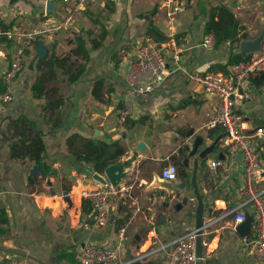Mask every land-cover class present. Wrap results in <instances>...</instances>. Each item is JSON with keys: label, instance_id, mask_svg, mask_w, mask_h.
I'll return each mask as SVG.
<instances>
[{"label": "crops", "instance_id": "0c3cea01", "mask_svg": "<svg viewBox=\"0 0 264 264\" xmlns=\"http://www.w3.org/2000/svg\"><path fill=\"white\" fill-rule=\"evenodd\" d=\"M106 1L89 4L77 16L74 25L59 32L53 41L38 38L36 43L43 40L50 51L41 57L33 46L15 82L14 100L0 104V211L5 213V219L0 218V264L13 260L22 264H78L73 256L77 244L117 246V230L124 224L127 236L119 247V260L124 262L138 254L141 262L147 264H178L169 257L166 245L184 236L195 225L197 200L192 196L189 205L177 211L174 200L167 205L164 196H156L153 190L147 189L151 180L160 175L163 166L174 162L178 166L175 180L189 184L198 158L197 180L205 196L204 220L225 210L218 207V201L226 207L231 205L234 186L242 181L239 155L228 173L216 172L211 167L214 159L230 160V154L221 146L223 129L209 125L219 99L197 88L188 79L187 72L206 70L217 62L226 63L231 53L242 54L243 43L249 44L246 56L261 51L264 48V0H181L183 8L174 21L175 33L185 47L181 66L174 69L171 65L172 72L159 87L142 93L129 87L125 70L137 42L150 38L144 35L145 30L135 34L130 29L132 24L127 22L126 5L113 0L116 10L108 13ZM220 2L227 4L241 20L248 36L237 43L227 42L207 50L201 46L206 34L205 22L211 5ZM156 6L154 21L166 33L169 18L160 0L159 6L156 3L154 8ZM67 10L66 4L59 0H0V30L15 23L31 28L45 18H59ZM141 13L145 12H140V17ZM100 22L108 28L107 38L97 49L88 43L90 60L78 81L69 83L59 69H56V77H48L46 81L48 96L55 93L64 97V103L52 119L49 109L44 107L46 94L37 95L32 87L41 65L40 58H47L53 46L57 55L66 54L59 52L66 47L65 40H68L69 51L74 37L83 28L92 29L96 34L100 32ZM17 49L15 42L0 34V94L4 88L3 69ZM98 77L105 79L102 91L107 101H99L92 94L94 80ZM249 88L251 98L238 102L236 112L249 121L253 130L259 124L264 125V81L261 84L252 81ZM19 118L31 120L34 123L31 127L43 133L45 163H52L54 173L45 174V169L37 162L13 155V144L20 140L16 130L21 131V125L16 126L14 122ZM72 133L108 142L119 140L125 147L118 157L110 158L109 164H124L125 176L120 183L129 184L131 190L127 196L111 197L110 219L105 225L95 223L91 201L85 195L98 181L89 173V166L96 168L71 152L67 138ZM198 136L202 141L192 154ZM216 141L210 151L200 155ZM141 143L144 145L140 146ZM74 148H80L77 141ZM228 222V216H223L206 230L214 232L212 238L202 235L204 250L197 264H264L256 250L242 244V236Z\"/></svg>", "mask_w": 264, "mask_h": 264}, {"label": "built area", "instance_id": "2783aa9c", "mask_svg": "<svg viewBox=\"0 0 264 264\" xmlns=\"http://www.w3.org/2000/svg\"><path fill=\"white\" fill-rule=\"evenodd\" d=\"M66 4L67 12L59 18H45L40 24L26 28L15 23L0 30V34L18 45L11 61L2 72L4 88L0 104H9L15 98V82L26 66V49L33 47L38 38L53 41L61 31L69 30L89 4L97 0H59ZM160 6L169 18L167 37L163 40L143 38L126 64L125 78L129 87L136 92H149L159 87L173 68L181 66L185 47L175 33L174 21L183 8L181 0H160ZM152 39V40H151ZM214 33H206L201 42L207 50L215 47ZM171 65H174L172 68ZM264 72V48L246 56L229 66L227 73L220 70L193 69L187 72L188 79L199 89L218 97L216 113L210 120L211 127L220 126L224 135L221 146L230 154V160L214 159L211 167L218 172L228 173L237 155L242 160V181L234 186L231 205L221 213H214L206 222L229 218V225L235 228L245 219L248 210L254 215L252 234L242 236L244 246H251L264 263V125L249 127V121L236 112V104L251 98L249 85L251 77ZM125 120L124 114L121 117ZM160 176L169 180L178 177V166L170 162L163 166ZM131 186L127 183H102L97 181L85 195L90 199L95 223L105 225L110 219V199L114 195L127 196ZM212 225L205 228V232ZM117 246H103L95 243H79L74 252L78 264H129L130 260H119V247L127 236V225L117 230ZM198 233L193 226L184 236L170 241L166 247L172 261L178 264H197L196 241ZM204 241V240H203ZM7 264H22L13 260Z\"/></svg>", "mask_w": 264, "mask_h": 264}, {"label": "trees", "instance_id": "16d2710c", "mask_svg": "<svg viewBox=\"0 0 264 264\" xmlns=\"http://www.w3.org/2000/svg\"><path fill=\"white\" fill-rule=\"evenodd\" d=\"M106 9L108 13L115 12L116 4L113 0L106 1ZM157 6L153 8L149 13L150 16L141 13L140 15L147 20V26L145 33L149 38L156 40H163L167 37L166 33L159 28L153 16L156 14ZM100 32L94 33L92 29H82L73 39L72 48L64 55H57L55 46L47 58H40L41 65L38 67L39 72L32 85L37 95H43L47 97V102L44 107L49 109L51 118L54 119V114L60 109L64 103L63 95L48 96L46 89V81L49 78L56 77L58 73L56 69H59L67 78L69 83H75L85 72L88 62L90 60V50L88 43L92 48H100L104 45V42L108 35V28L104 22H100ZM204 32H212L215 35L216 43L215 47H219L227 42L232 44L237 43L241 38L247 37L248 33L244 30V25L241 20L237 18L233 11L224 3H218L217 5H211L209 10L208 19L205 22ZM33 47L26 49V54L29 55ZM241 53H231L226 63H213L209 67L210 70L218 69L227 73L229 66L244 58ZM48 68V69H46ZM104 77H98L94 80L92 86V94L99 101H107L105 99V93L102 91L104 88ZM251 81L256 84H261L264 78L261 74H256L251 77ZM112 88V87H108ZM111 91V89H108ZM122 107V106H120ZM16 126L21 125V131L16 130L17 134H20L19 142L13 144V155L18 158H29L38 164L42 165L45 169L44 173L52 174L55 172L52 169V163H45L46 160V145L43 133L31 126L34 123L26 118L15 119ZM80 145V148H74V144ZM68 144L71 146V152L77 155V159L84 162H91L94 164L96 170L103 171L104 167L109 164L110 158H116L125 151V147L119 140L103 141L95 140L93 138H87L79 133H72L67 138ZM205 160V158H204ZM0 218L5 219V213L0 211ZM75 253V252H74ZM62 255V254H61ZM75 256V254H73ZM72 261H75L73 258Z\"/></svg>", "mask_w": 264, "mask_h": 264}, {"label": "water", "instance_id": "95a60500", "mask_svg": "<svg viewBox=\"0 0 264 264\" xmlns=\"http://www.w3.org/2000/svg\"><path fill=\"white\" fill-rule=\"evenodd\" d=\"M249 44L243 43L241 44V52L243 56H246V52L248 49ZM34 48L36 49L37 53L41 57H45L47 55V45L43 40H39L35 45ZM263 48V47H262ZM261 48V49H262ZM260 49V50H261ZM264 77V72L261 73ZM191 133V132H190ZM189 133V134H190ZM202 138L198 136L194 141L193 149L191 150L192 154H195L198 150L199 145L201 144ZM218 142L216 141L212 145L207 148H204L200 155H204L206 152L210 151ZM144 143H141L140 146H143ZM187 159V158H185ZM187 162V160H185ZM90 165V164H89ZM89 172L93 178L98 180L102 183H111L116 185L120 183L121 178L125 176L124 164L123 163H110L104 167L103 171L99 172L93 169L92 166H89ZM197 168H198V158H196L194 163V169L192 173V177L190 183L183 181H176V180H169L166 178L161 177L160 175H156L153 180H151L150 184L148 185V190H153L156 196H164L167 199L166 204H170L171 200H174V208L177 211H180L189 205V201H191L192 196H194L197 200V205L195 208V225L196 231L198 233L197 241H196V251L198 258L202 257L204 244L202 235H207L209 238L214 236V232H205V228L209 225L213 224V221L206 222L205 218V196L201 192L198 180H197ZM190 188V189H188ZM219 208H226V205L223 202H217ZM189 213V212H188ZM254 224V215L246 211L245 219L239 223L235 230L239 233L240 236H249L252 234V228ZM209 228V227H208ZM141 256L138 254L130 259L129 264H147L141 262Z\"/></svg>", "mask_w": 264, "mask_h": 264}, {"label": "rangeland", "instance_id": "374dc122", "mask_svg": "<svg viewBox=\"0 0 264 264\" xmlns=\"http://www.w3.org/2000/svg\"><path fill=\"white\" fill-rule=\"evenodd\" d=\"M118 2L127 6L129 12L127 22H131L132 26L130 27V29H132L134 33L136 32L135 34H140L142 32L144 33L145 27L147 26V23H145L144 18L140 17L139 13L145 12L146 14H148V12H150L154 8L156 3L159 6V0H116V4ZM67 42L68 40H65L64 43L66 44V47L60 49V53L68 52ZM48 51H50V49L47 50V54ZM48 86H50V83Z\"/></svg>", "mask_w": 264, "mask_h": 264}]
</instances>
